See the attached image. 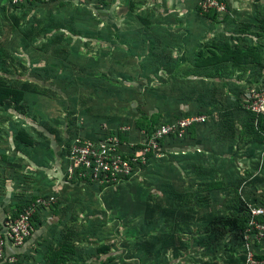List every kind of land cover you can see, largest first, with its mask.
<instances>
[{"label":"rangeland","instance_id":"obj_1","mask_svg":"<svg viewBox=\"0 0 264 264\" xmlns=\"http://www.w3.org/2000/svg\"><path fill=\"white\" fill-rule=\"evenodd\" d=\"M59 1L0 0V87L23 92L0 106V182L14 185L11 169L30 176L20 195L54 198L38 223L56 256L37 244L21 264H244L245 232L264 231V117L248 108L264 88V0H215L224 13L200 0ZM193 114L205 127L162 137L134 178L61 186L72 140L128 151ZM237 214L258 227L223 232ZM248 242L264 259V237Z\"/></svg>","mask_w":264,"mask_h":264},{"label":"built area","instance_id":"obj_2","mask_svg":"<svg viewBox=\"0 0 264 264\" xmlns=\"http://www.w3.org/2000/svg\"><path fill=\"white\" fill-rule=\"evenodd\" d=\"M10 1L13 5L22 4L24 7L36 2L48 4L60 2L59 0ZM199 5L204 11L209 9H215L218 13L228 11L215 0H200ZM248 108L256 116L264 115V88L252 91ZM207 120V116L193 114L176 122L162 124L152 132L145 143L146 147H131L128 151L122 149L118 139L114 140L111 137H105L101 141L79 139L78 143L77 140H72L67 157L70 164L67 169H62L64 176L70 183L81 180L88 185L97 183L104 187L134 178L139 174L138 171H141L133 169L139 162V157H143V154L155 147L158 140L171 133L181 138L190 126L203 124ZM52 200H54L53 196L45 198V195H42L22 208L10 207L9 201L5 198L3 202L0 201V264L14 263L17 260V254L25 247L27 239L39 225L36 219L37 212L43 207L48 208ZM252 213L255 215L257 212L252 211ZM255 221L252 217L248 223L253 229L259 224ZM262 229L264 230V227ZM244 236L247 242L244 264H264V259L257 256L248 242L253 236L264 237V231H246Z\"/></svg>","mask_w":264,"mask_h":264},{"label":"trees","instance_id":"obj_3","mask_svg":"<svg viewBox=\"0 0 264 264\" xmlns=\"http://www.w3.org/2000/svg\"><path fill=\"white\" fill-rule=\"evenodd\" d=\"M57 4H60V3H51V4H48V3H32L31 5L29 6H25L24 8H31V9H45V8H53L55 7ZM215 16L217 17V13H214ZM213 14V15H214ZM226 53H231V54H236V53H233V52H225V55H222V57H219L217 56L216 54L214 55V58H205L207 60H205L204 62L207 63V62H211V61H216V62H219V63H223L224 62H227L228 60V54ZM243 54H241L242 56ZM202 59L203 56H202ZM218 63V64H219ZM22 96H23V92L22 91H18L14 88H7V87H0V106L3 105V103L5 102V100H9V101H12L15 100V101H18V100H22ZM179 106V104H176ZM144 114V113H143ZM264 117V115H260V118ZM207 124V122L203 123V124H195L197 126H202V127H205V125ZM195 125H192V126H195ZM189 127L188 130L186 131V133L184 134L183 137L181 138H178L177 136L173 135L175 139V143H183L185 142V140H188V131L190 128H193V127ZM154 131V129L152 130H149V133L148 135H151L152 132ZM202 132V131H200ZM21 138L24 140V143H29V140L26 136H24L23 133H21ZM39 170V169H38ZM58 169H56L55 171H53L52 173L55 175L53 176V179H56L55 181H57L60 177V175L58 174L57 172ZM51 171V170H49ZM11 172V173H10ZM9 174L10 176L9 179H14L15 180V183L14 185H11V187H7V185L5 184L6 182L2 181L0 182V201L3 202L2 200L5 198L9 201V206L10 207H24L26 205H28L31 201L33 202L36 198H38L39 196H42V195H45L46 194L49 196V195H52L53 193L50 192V191H47L48 193L44 192V191H35V190H26V188L24 187V193L23 194H19L17 191H18V187L23 184L25 181V179H29L30 176L28 175H25V174H20L22 175V178H18L17 174H15L13 171H9ZM15 174V175H14ZM47 174V172H46ZM65 180L64 182V185H61V186H69V187H74V186H77V185H72L70 182L67 181V179L64 177L63 178ZM6 181V180H5ZM74 184H76L74 182ZM91 185V184H90ZM93 188H95L94 185H91ZM101 188H104L103 185H101ZM100 189V188H99ZM5 190H8L6 193H5ZM47 212V213H46ZM49 211L47 209H39V211L37 212L36 214V219L37 221L38 218L43 215V214H48ZM40 219V218H39ZM41 222V221H40ZM42 224L43 222L40 224V225H37V229L33 232V234L31 235V237H29L26 241V244H25V247L22 248L20 250V252L17 254V260L14 262V263H2V264H21L23 261V257H27L28 259L32 256V249L31 247L33 246H37V244L39 246H43V250L44 252L46 253L47 252V256L49 255V257H47L46 259L48 258H51V257H54L56 256L54 254V252H52V248L50 250V247H46L45 245H43L41 243V238H42V235H40V230L42 228ZM219 224H222V228H223V232H226L227 229L231 230V231H235L237 236H241L244 234L245 232V229L247 227V224H248V218L241 215V214H237V215H233L231 217H229L228 219H222ZM45 225V223L43 224ZM225 230V231H224ZM46 257V255H45ZM44 257V259H45ZM42 260V263H45L46 259L45 260ZM25 264H28L27 262H25ZM57 264H62V261L61 260H58L57 261Z\"/></svg>","mask_w":264,"mask_h":264},{"label":"crops","instance_id":"obj_4","mask_svg":"<svg viewBox=\"0 0 264 264\" xmlns=\"http://www.w3.org/2000/svg\"><path fill=\"white\" fill-rule=\"evenodd\" d=\"M58 171V170H57ZM58 174H59V172H58ZM58 182V181H57ZM57 184V183H56Z\"/></svg>","mask_w":264,"mask_h":264}]
</instances>
